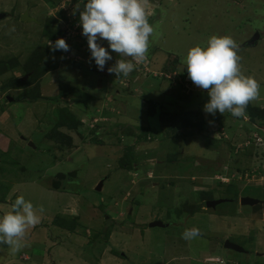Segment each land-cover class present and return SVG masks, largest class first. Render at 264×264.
I'll use <instances>...</instances> for the list:
<instances>
[{
    "label": "rangeland",
    "instance_id": "rangeland-1",
    "mask_svg": "<svg viewBox=\"0 0 264 264\" xmlns=\"http://www.w3.org/2000/svg\"><path fill=\"white\" fill-rule=\"evenodd\" d=\"M55 1L0 0V13H7L0 20V69L8 68L0 72V218L18 196L43 208L18 250L0 243V264L264 261L260 205L231 201L199 210L205 194L264 203V163L256 171L261 156L254 163V148H238L250 137L245 126L252 111L264 109V0H149L154 31L146 58L118 77L108 67L132 58L118 56L101 40L112 60L103 71L90 60L79 24L87 0ZM25 13L37 22L22 21ZM257 33L260 39L249 46ZM213 35L235 40L241 71L260 84L246 117L206 113L207 91L188 74L178 78L186 72L188 50L205 46ZM59 38L69 51L48 46ZM36 63L40 69L33 73ZM78 90L81 101L73 92ZM65 109L80 121L72 129L56 127L69 118ZM188 116L205 125L202 135H191L197 131L188 127ZM129 150L136 155L134 166L122 168ZM217 175L232 183L222 185ZM55 184L60 191L52 189ZM235 209L236 215L226 216ZM73 216L81 223L73 233L54 223ZM156 220L168 226L150 228ZM193 228L199 234L183 239L185 229ZM94 233H102L103 242L91 245ZM227 240L249 253L226 250Z\"/></svg>",
    "mask_w": 264,
    "mask_h": 264
},
{
    "label": "clouds",
    "instance_id": "clouds-1",
    "mask_svg": "<svg viewBox=\"0 0 264 264\" xmlns=\"http://www.w3.org/2000/svg\"><path fill=\"white\" fill-rule=\"evenodd\" d=\"M149 9V0H87L79 13V24L82 26V34L87 37L90 60L95 61L100 71L112 60L108 48L98 43L101 40H106L112 52L118 56L132 58L118 59L114 65L108 67L107 71L115 73L117 77L121 74L128 76L135 68L133 61L140 63L146 58L149 37L154 31L148 22ZM48 46L53 52L69 51V45L64 38L50 41ZM237 49L238 45L232 37L213 35L205 46L191 47L184 58L189 79L198 88L207 91L209 99L204 105V111L208 114L215 116L217 112L222 115L227 112L236 118L246 117L248 104L259 97L260 84L254 77L246 76L241 71ZM178 77L182 79L181 76ZM258 138L261 140L258 141ZM247 140L246 144L238 148L249 149L252 146L256 155L254 163H257V154L261 156L259 169L256 171H263L264 137L257 131L250 134ZM227 176L230 178L233 175ZM217 177L223 184L232 183L231 179L226 181L220 175ZM241 198L227 199L240 203ZM38 212H43V208L37 209L23 196H18L12 210L0 218V243L9 245L14 251L18 250L22 246L26 229L39 222ZM198 234V229H185L182 238L188 240Z\"/></svg>",
    "mask_w": 264,
    "mask_h": 264
},
{
    "label": "trees",
    "instance_id": "trees-1",
    "mask_svg": "<svg viewBox=\"0 0 264 264\" xmlns=\"http://www.w3.org/2000/svg\"><path fill=\"white\" fill-rule=\"evenodd\" d=\"M50 1V0H49ZM54 2H56L55 0H53ZM50 22H52V21H49V23ZM48 27V26H47ZM46 33H49V35H51V37H55L57 34L55 33V32H49V30L48 29H46ZM46 35V34H45ZM35 66H33L32 67V70H31V72H37V70L38 69H40L39 67H38V64L36 63V64H34ZM7 69L8 68H6V67H3V68H1L0 69V72L1 73H3V72H5V71H7ZM186 72L184 71L183 73H182V78H184V76L187 74V66H186ZM173 84V83H172ZM74 92V94L76 95V98L78 99V100H83L82 98V94H83V92H82V90H78V91H73ZM33 94V93H32ZM35 96V101L36 100H38V95H34ZM208 99H209V97H208V95L206 96V99H205V104L207 103V101H208ZM204 104V105H205ZM201 110V109H200ZM65 111V113L67 112V115L69 116V118L68 119H65L64 117H62V119H61V121H59V124L57 123L56 125V127L58 128V127H65V128H67V129H72V127H74V126H76V125H78L79 123H80V121L78 120V118L75 116V115H73L72 113H70L67 109H65L64 110ZM202 111V110H201ZM248 111V110H247ZM246 113H248V112H246ZM58 114H60V111H57L56 112V115H58ZM62 116V115H61ZM202 119H203V123L205 122V118H203L202 117ZM194 119H191L189 116H188V118L186 119V121H188L189 122V124H188V127H190V129H193V130H196L197 132H192L193 134H191V135H202V130H203V128H204V126L205 125H201V124H194V123H192V121H193ZM258 122V123H257ZM246 125L247 126H245L246 127V129H249V131H246V132H249L250 134H252L253 132H257V131H260V135L261 136H263L264 137V134H263V131H264V109H260V108H255L253 111H252V116H251V119L250 120H248L247 122H246ZM52 128L54 129V127L52 126ZM195 128V129H194ZM201 128V129H200ZM198 129H200V130H198ZM62 136H61V138H60V140H61V142L62 143H64V139H66V138H62L63 136H64V134H61ZM247 135H248V133H247ZM52 136H49V138H51ZM206 138H208V137H206ZM248 138H250V137H248ZM142 139H146V138H142ZM208 140L210 141V142H212V143H215V141L213 142V139H210V138H208ZM56 146L58 147V149L59 150H62V147L61 146H59V145H57L56 144ZM129 148V146H127L126 147V149H128ZM250 148H253L252 146L250 147ZM249 148V149H250ZM130 149V148H129ZM234 149H236V147L234 146ZM131 150V149H130ZM128 151L127 153H125L123 156V158H122V160H121V167L122 168H127V169H132V167L134 166V163H135V157H136V155L134 154V153H132L131 151ZM172 160H173V158H172ZM64 177V176H63ZM69 179H67L66 178V181L68 180H70L72 177H68ZM67 181V182H68ZM65 182V181H64ZM64 182H63V184H64ZM222 185H226V184H223L222 183ZM60 188H61V186L60 185H58V184H55L54 185V188H52V189H54V190H58V191H60ZM66 191L67 189H65V188H63L62 187V189H61V191ZM205 196H207V200H214L215 198H213L212 196H211V194H205ZM206 199H204V201L206 202ZM2 201H4V198H1V200H0V202H2ZM206 206V204L204 203V205L202 206V207H200L199 208V210H202L204 207ZM243 207V206H242ZM248 207V206H247ZM195 213L196 212H194L193 214L195 215ZM233 215H236V209H235V213H231V212H229V213H226V216H233ZM74 217V219L72 220V221H70V222H68V221H65V220H62L60 217H57L56 219H58V221H54V223H56V225H58V226H60L61 228H64V229H66V230H68L69 232H75V230H76V228L78 227V226H81V223L75 218V216H73ZM106 237H107V233H106ZM103 236H102V233H100L99 235H95V233H94V238H93V241H92V243H90L91 245H93L95 242L96 243H101V242H103ZM242 246H244V245H242ZM244 248L246 249V250H249L246 246H244ZM233 252V251H232ZM235 252V251H234ZM235 253H237V252H235ZM238 254H240V253H238ZM248 254V253H247ZM233 263V264H250L249 262H247V261H243V260H240V261H238V262H233V261H231V260H228V263L230 264V263ZM231 263V264H232ZM255 264H264V261H261V260H259V261H257Z\"/></svg>",
    "mask_w": 264,
    "mask_h": 264
},
{
    "label": "water",
    "instance_id": "water-1",
    "mask_svg": "<svg viewBox=\"0 0 264 264\" xmlns=\"http://www.w3.org/2000/svg\"><path fill=\"white\" fill-rule=\"evenodd\" d=\"M5 17H7L6 13H0V20L4 19ZM21 17H22V21L37 22V19L31 18L29 16V13H25ZM260 37L261 36H260L259 33L255 34L254 38L250 42H248V45L249 46H253L257 42V40L260 39ZM32 143H30V145L32 147H34ZM103 182H104V180L102 182H100V184L96 187L97 191H101L102 190ZM231 201H233V200L232 199H227V198H222V199H217V200H210V201L206 202V208L207 209H215L217 206H219V205H221L223 203H226V202H231ZM259 203H260L259 199L251 198V197H243L240 200L241 206H255V205L259 204ZM167 226H168L167 224H165L164 222H162L160 220H156V221H153L152 223H150V228H166ZM224 247H225L226 250L235 251V252L240 253V254L249 253L243 246H241L239 244H236V243H234V242H232L230 240H227L225 242Z\"/></svg>",
    "mask_w": 264,
    "mask_h": 264
},
{
    "label": "crops",
    "instance_id": "crops-1",
    "mask_svg": "<svg viewBox=\"0 0 264 264\" xmlns=\"http://www.w3.org/2000/svg\"><path fill=\"white\" fill-rule=\"evenodd\" d=\"M5 13V12H4ZM7 14V13H6ZM260 205V207H261V218H263L264 219V203H260L259 204ZM258 206V205H257ZM207 209V208H206ZM207 210H209V209H207ZM127 259V258H126ZM95 264V263H94Z\"/></svg>",
    "mask_w": 264,
    "mask_h": 264
},
{
    "label": "built area",
    "instance_id": "built-area-1",
    "mask_svg": "<svg viewBox=\"0 0 264 264\" xmlns=\"http://www.w3.org/2000/svg\"><path fill=\"white\" fill-rule=\"evenodd\" d=\"M135 67H136V64H135ZM139 68H140V66H139ZM174 77H175V75H174ZM166 78H167V79H171V76H167V75H166ZM178 78H180V77H178ZM180 79H181V78H180ZM181 80H182V79H181ZM255 136H257V134H256ZM260 140H261V138H258V141H260Z\"/></svg>",
    "mask_w": 264,
    "mask_h": 264
}]
</instances>
